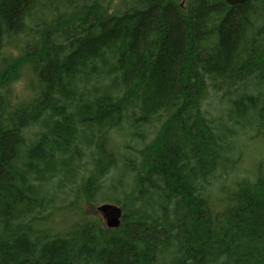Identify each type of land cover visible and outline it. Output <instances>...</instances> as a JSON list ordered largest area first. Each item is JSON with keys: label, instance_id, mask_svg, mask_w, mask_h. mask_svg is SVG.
Wrapping results in <instances>:
<instances>
[{"label": "trees", "instance_id": "obj_1", "mask_svg": "<svg viewBox=\"0 0 264 264\" xmlns=\"http://www.w3.org/2000/svg\"><path fill=\"white\" fill-rule=\"evenodd\" d=\"M256 140L264 0H0V264H264Z\"/></svg>", "mask_w": 264, "mask_h": 264}, {"label": "rangeland", "instance_id": "obj_2", "mask_svg": "<svg viewBox=\"0 0 264 264\" xmlns=\"http://www.w3.org/2000/svg\"><path fill=\"white\" fill-rule=\"evenodd\" d=\"M118 0H114L116 3ZM26 81L23 79L22 84L24 87L22 88L21 85L18 86L19 91L24 94L25 96L28 95L29 90L26 87ZM259 150V151H258ZM264 156V142L261 140H256L253 143H249L246 148L245 156L243 159V163L241 166V170L239 171L240 173H245V172H251L254 169L255 164L259 162V160ZM242 162V161H241ZM113 202V201H109ZM116 203V202H114ZM100 204L96 203V205H87L86 206V211L88 214L95 213V214H100L97 207ZM122 206V204H118ZM101 215V214H100ZM76 217H79L78 212L75 214ZM102 218V215H101ZM70 219H72L71 215H67L66 222H68ZM103 222L105 224V220L103 218Z\"/></svg>", "mask_w": 264, "mask_h": 264}, {"label": "water", "instance_id": "obj_3", "mask_svg": "<svg viewBox=\"0 0 264 264\" xmlns=\"http://www.w3.org/2000/svg\"><path fill=\"white\" fill-rule=\"evenodd\" d=\"M230 6H235L247 0H225ZM103 216L108 228H117L121 225L123 217V207L113 202H106L97 207Z\"/></svg>", "mask_w": 264, "mask_h": 264}]
</instances>
